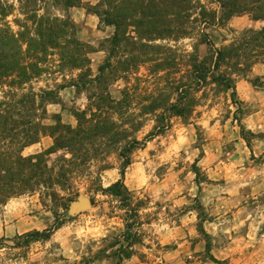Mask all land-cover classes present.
<instances>
[{
  "label": "rangeland",
  "instance_id": "374dc122",
  "mask_svg": "<svg viewBox=\"0 0 264 264\" xmlns=\"http://www.w3.org/2000/svg\"><path fill=\"white\" fill-rule=\"evenodd\" d=\"M81 1L71 15L79 38L93 50L90 68L95 77L115 27L99 24L94 8L102 0ZM200 1L220 21L204 28L194 15L183 33L153 41L173 58L167 70L141 63L125 75L118 71L119 58H113L102 88L117 101L128 92L130 108L123 126L131 131L127 116H142L143 127L134 134L139 140L155 125L154 116L142 106L185 75L188 56L197 54L202 60L208 55L202 30L218 49L240 45L255 32L229 27L223 0ZM126 48L123 59L138 54ZM240 62L247 65L242 73L233 75L231 65L223 68L235 79V97L232 90L209 81L193 94L189 121L172 118L168 131L134 151L124 180L132 193L131 208L121 210L120 199L101 191L121 180V160L108 142L87 144L93 156L78 161L75 175L57 186L56 203L41 192L12 199L0 212V264H264V72L259 70L264 61ZM90 93L62 90L59 102L48 104L43 125L76 127L75 113L89 107ZM53 145L47 131L24 155ZM64 154L50 155L48 165L58 170ZM80 196L89 198L93 207L72 214L70 205ZM125 220L134 225L131 230ZM54 227L58 229L49 239L26 242V234Z\"/></svg>",
  "mask_w": 264,
  "mask_h": 264
},
{
  "label": "trees",
  "instance_id": "16d2710c",
  "mask_svg": "<svg viewBox=\"0 0 264 264\" xmlns=\"http://www.w3.org/2000/svg\"><path fill=\"white\" fill-rule=\"evenodd\" d=\"M81 4V0H0V212L12 199L37 192L56 203L57 186L66 185L75 175L78 161L93 156L87 144L96 142H108L118 153L121 180L101 191L120 199V208L126 211L131 208L132 193L124 180L134 151L168 131L172 118L189 121L195 106L193 94L209 81L232 90L235 97V79L223 68L233 66L230 72L235 75L247 68L241 64L242 58L253 63L264 61V29L227 49H218L202 30L201 43L208 47V55L202 60L197 54L188 56L185 75L142 106L145 114L154 116L155 125L139 140L134 134L143 127L142 116H127L131 131L123 126L130 108L128 92L117 101L102 88L113 68V58H119L118 71L125 75L141 63H155L156 71L167 70L172 56L152 42L183 33L194 15L204 28L212 26L215 20L220 21L218 13L200 0H102L94 13L100 25L114 26L115 33L105 41L108 55L94 77L90 68L93 50L79 38L71 15ZM221 8L225 21L244 14L264 21V0H223ZM126 44L138 54L123 59L129 49ZM71 87L77 92L91 90L89 107L75 113L77 126H44L48 104L58 103L60 92ZM47 131L54 137V145L25 156L24 150L37 144ZM58 151L65 154L58 160L57 170L48 165V157ZM125 222L131 230L134 225ZM57 229L28 233L26 242L49 239ZM129 238L124 235L125 241Z\"/></svg>",
  "mask_w": 264,
  "mask_h": 264
},
{
  "label": "crops",
  "instance_id": "0c3cea01",
  "mask_svg": "<svg viewBox=\"0 0 264 264\" xmlns=\"http://www.w3.org/2000/svg\"><path fill=\"white\" fill-rule=\"evenodd\" d=\"M228 26L233 28L235 31H244V30L261 31L262 29H264V21L255 19L250 14H244L233 17L231 20L228 21ZM259 68H260L259 70L264 72V64H260ZM253 192L254 190L252 188L251 191L252 195L254 194ZM251 257L254 258V253L251 254ZM182 259L183 257L179 255V261H181Z\"/></svg>",
  "mask_w": 264,
  "mask_h": 264
},
{
  "label": "water",
  "instance_id": "95a60500",
  "mask_svg": "<svg viewBox=\"0 0 264 264\" xmlns=\"http://www.w3.org/2000/svg\"><path fill=\"white\" fill-rule=\"evenodd\" d=\"M92 202L85 196H80L77 201H74L70 205V211L72 214H79L83 211L91 209Z\"/></svg>",
  "mask_w": 264,
  "mask_h": 264
}]
</instances>
